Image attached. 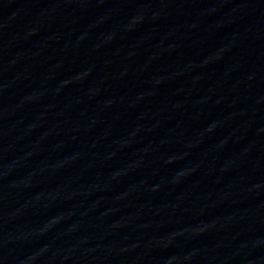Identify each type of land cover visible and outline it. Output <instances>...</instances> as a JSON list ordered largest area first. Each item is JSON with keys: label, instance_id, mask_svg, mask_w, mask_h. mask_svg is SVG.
<instances>
[{"label": "water", "instance_id": "1", "mask_svg": "<svg viewBox=\"0 0 264 264\" xmlns=\"http://www.w3.org/2000/svg\"><path fill=\"white\" fill-rule=\"evenodd\" d=\"M0 264H264V0H0Z\"/></svg>", "mask_w": 264, "mask_h": 264}]
</instances>
